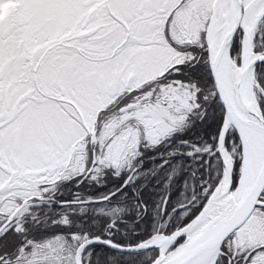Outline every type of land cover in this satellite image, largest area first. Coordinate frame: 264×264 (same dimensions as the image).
Segmentation results:
<instances>
[{"label": "snow or ice", "instance_id": "obj_1", "mask_svg": "<svg viewBox=\"0 0 264 264\" xmlns=\"http://www.w3.org/2000/svg\"><path fill=\"white\" fill-rule=\"evenodd\" d=\"M0 264H264V0H0Z\"/></svg>", "mask_w": 264, "mask_h": 264}, {"label": "trees", "instance_id": "obj_2", "mask_svg": "<svg viewBox=\"0 0 264 264\" xmlns=\"http://www.w3.org/2000/svg\"><path fill=\"white\" fill-rule=\"evenodd\" d=\"M66 194H67V192H66ZM174 196H175V193H174Z\"/></svg>", "mask_w": 264, "mask_h": 264}]
</instances>
